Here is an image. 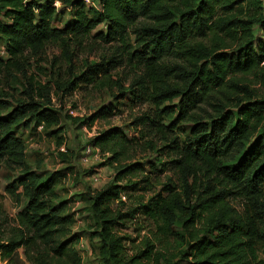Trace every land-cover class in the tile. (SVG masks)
<instances>
[{
  "label": "trees",
  "instance_id": "1",
  "mask_svg": "<svg viewBox=\"0 0 264 264\" xmlns=\"http://www.w3.org/2000/svg\"><path fill=\"white\" fill-rule=\"evenodd\" d=\"M245 2L0 0V76L18 66L28 51L70 41L83 45L107 23L108 31L93 37L119 45L88 74L74 75L71 69L73 79L62 86L71 92L87 80L112 88L111 71L124 60L135 61L137 73L123 80L129 81L125 95L155 106L138 124L149 133L189 126L183 129L185 139L172 145L175 158L169 162L182 189L167 182L147 203L144 196L136 200L134 211L143 208L151 221L142 237L141 227L135 237L123 231L129 213L123 209L121 182L132 184L142 172L140 163L122 161L131 149L126 135L121 140L108 130L91 141L112 154L109 163L116 169L114 179L90 197L103 264H264V6L257 16L244 7L230 14ZM57 3L74 14L64 28L54 26ZM256 25L261 36L254 32ZM210 35V43L199 40ZM251 75L263 91L248 82ZM123 83L118 85L125 88ZM25 94L15 105L0 98V169L16 173L6 190L18 203L25 200L0 239V264H83L75 249L80 235L72 230L74 213L57 189L65 173L44 175L32 169L18 135L20 126L57 127L53 133L58 134L61 117L50 107L46 86L37 93L32 84ZM165 117L172 119L169 126L162 124ZM62 142L60 137L59 146Z\"/></svg>",
  "mask_w": 264,
  "mask_h": 264
},
{
  "label": "rangeland",
  "instance_id": "2",
  "mask_svg": "<svg viewBox=\"0 0 264 264\" xmlns=\"http://www.w3.org/2000/svg\"><path fill=\"white\" fill-rule=\"evenodd\" d=\"M86 2L89 5H98L101 0ZM56 5L59 11L54 26L64 28L73 23L72 9L60 3ZM263 6L264 0H248L230 14H239L244 7L247 14L257 16ZM107 31V23H102L92 31V38L89 37L83 45L70 41L64 45H49L40 52L28 51L18 66L12 67L0 76V98L14 105L17 100L26 99L25 93L32 84L34 92L38 93L41 86H46L47 90H50L52 98L50 107L59 113L62 131L54 134L53 131L57 127L48 130L43 126L37 128L20 126L18 135L25 141L26 159L32 169L39 170L44 175L52 172L65 173L57 189L60 200L65 201L68 211L74 213L75 222L72 230L80 235L75 249L80 254L83 264H103L99 254L101 240L99 236H93L97 224L91 210L90 197L93 191L111 182L116 174L115 166L109 163L112 154L103 152L100 147L91 144V141L108 130H115L121 137L118 139L121 140L123 135L124 137L126 135L127 145L131 149L122 161L140 163L142 172L138 177L131 179L132 184L127 180L121 182V187L124 188L122 200L126 202L122 208L129 213V219L123 222L128 228H124L123 231L135 237L136 229L141 227L142 237L150 230L151 221L142 212L143 208L134 211L138 207L136 200L144 196L143 201L147 203L167 182H174L179 190L182 189L183 185L169 168V162L175 158L172 145L175 141L182 142L185 139L186 132L183 129L189 130L188 124L180 123V128L170 126L168 130L149 133L151 130L146 125L138 124V118L151 115L155 106L141 103L137 97L131 100L130 96L125 95L129 81L125 83L123 80L137 73L138 65L135 61L124 60L121 66L111 71V80L114 82L112 88L96 86L87 80H81L71 92L62 86L63 81L73 79L71 69L74 75L88 74L94 64L101 63L104 58L108 59L112 49L119 44L117 42L105 44L93 37L99 32ZM254 32L258 36L262 35L258 25L254 27ZM133 38L134 36H131L130 42H133ZM199 40L210 43L211 35ZM0 49L1 51L4 49L2 41ZM255 79L253 75L247 77L252 86L263 91L261 84L254 82ZM121 82H124L125 88L118 85ZM37 97L36 99H40ZM172 103L174 102L166 104ZM171 122L170 117L162 120V124L168 126ZM60 137L63 142L59 146ZM87 147H91L92 152L88 155L89 160L83 161L85 157L83 151ZM61 152L68 154L67 159ZM14 177H17L15 172L0 169V239L7 232L9 225L16 222L19 211L25 206V200L21 202L22 204L18 203L19 201L17 202L6 190V186ZM192 180L191 178L190 182ZM135 183L138 184L134 189ZM176 229L180 230L179 226ZM175 244L179 248L180 241H176ZM19 251L21 256L25 257L24 250L21 248ZM1 264L7 262L3 261Z\"/></svg>",
  "mask_w": 264,
  "mask_h": 264
},
{
  "label": "built area",
  "instance_id": "3",
  "mask_svg": "<svg viewBox=\"0 0 264 264\" xmlns=\"http://www.w3.org/2000/svg\"><path fill=\"white\" fill-rule=\"evenodd\" d=\"M84 158H83V161H88L89 160V157L88 155H90V153L92 152V148L91 147H87V148H84Z\"/></svg>",
  "mask_w": 264,
  "mask_h": 264
}]
</instances>
